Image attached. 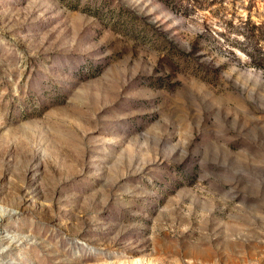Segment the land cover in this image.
Returning <instances> with one entry per match:
<instances>
[{
	"label": "rangeland",
	"instance_id": "obj_1",
	"mask_svg": "<svg viewBox=\"0 0 264 264\" xmlns=\"http://www.w3.org/2000/svg\"><path fill=\"white\" fill-rule=\"evenodd\" d=\"M0 264H264V0H0Z\"/></svg>",
	"mask_w": 264,
	"mask_h": 264
}]
</instances>
